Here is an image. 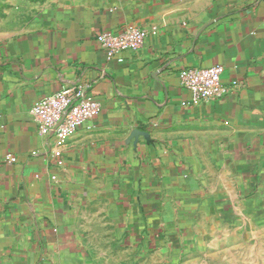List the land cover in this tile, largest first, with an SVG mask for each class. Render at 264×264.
Wrapping results in <instances>:
<instances>
[{
  "label": "crops",
  "instance_id": "crops-1",
  "mask_svg": "<svg viewBox=\"0 0 264 264\" xmlns=\"http://www.w3.org/2000/svg\"><path fill=\"white\" fill-rule=\"evenodd\" d=\"M129 24L156 33L107 59L97 35ZM213 65L222 93L189 104L178 72ZM64 87L100 107L55 157L29 109ZM248 219L264 224V0H0V264H87L110 229L179 260Z\"/></svg>",
  "mask_w": 264,
  "mask_h": 264
},
{
  "label": "built area",
  "instance_id": "built-area-1",
  "mask_svg": "<svg viewBox=\"0 0 264 264\" xmlns=\"http://www.w3.org/2000/svg\"><path fill=\"white\" fill-rule=\"evenodd\" d=\"M156 33L154 28L134 24L126 25L117 32L103 31L97 35L99 46L106 58L123 60L128 51L142 48L148 37ZM223 67H185L178 72L180 85L189 94V104L217 99L223 91L221 73ZM100 103L80 87H64L38 97L29 109L37 131L53 141V155L59 157L68 139L99 110ZM11 161L13 157H9Z\"/></svg>",
  "mask_w": 264,
  "mask_h": 264
},
{
  "label": "rangeland",
  "instance_id": "rangeland-1",
  "mask_svg": "<svg viewBox=\"0 0 264 264\" xmlns=\"http://www.w3.org/2000/svg\"><path fill=\"white\" fill-rule=\"evenodd\" d=\"M234 224L220 232V239L218 235L210 238L200 251L186 253L179 260L175 251L163 254L149 247L128 246L114 230L97 232L88 248L87 264H264V224L252 219L242 226Z\"/></svg>",
  "mask_w": 264,
  "mask_h": 264
}]
</instances>
